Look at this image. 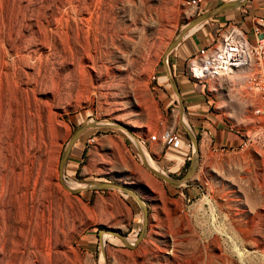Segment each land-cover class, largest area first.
Here are the masks:
<instances>
[{
  "label": "rangeland",
  "instance_id": "1",
  "mask_svg": "<svg viewBox=\"0 0 264 264\" xmlns=\"http://www.w3.org/2000/svg\"><path fill=\"white\" fill-rule=\"evenodd\" d=\"M188 2L0 0V264H104L102 252L105 264H264V114L242 81L209 80L212 90L202 92L213 122L193 131L199 157L186 184L172 187L147 169L170 175L149 153L152 136L193 129L166 107L177 97L163 63L197 16ZM168 64L173 73L170 56ZM100 121L124 126L140 151L121 129H87L62 183L70 137ZM209 128L238 142L216 145ZM190 146L176 179L189 167ZM98 182L146 202V233L135 247L99 238L100 231L120 232L130 244L138 238L142 213L131 197L65 188Z\"/></svg>",
  "mask_w": 264,
  "mask_h": 264
},
{
  "label": "crops",
  "instance_id": "2",
  "mask_svg": "<svg viewBox=\"0 0 264 264\" xmlns=\"http://www.w3.org/2000/svg\"><path fill=\"white\" fill-rule=\"evenodd\" d=\"M231 2H240L242 4L237 7L213 13L208 20L189 31L169 55L173 67L174 82L177 92L172 86L171 89L175 93L177 99L166 101V107L170 108L174 118L185 115L193 122V129L188 126L191 131L186 134L182 132L180 136L183 146L179 150L168 149L159 141H147V143L149 153L173 178H175L177 172L182 170L186 161L189 160V150L187 146L192 144L190 133L193 134V131L198 133L199 130H203L207 127L205 124L213 122L212 114L208 110V103L206 99L203 98L202 93L204 90H212V84L208 81L206 83H199L187 76L184 68L186 60L201 49L218 46L220 39L226 32L227 25L232 23L242 28L251 44H255L257 40L254 34V28L256 22H258L260 18H264L263 0H247L246 3H244L243 0H202L199 9L195 12L197 16H199L207 12H213L222 5ZM213 31L216 32V35L212 34ZM197 91L198 93H196ZM175 103L178 106H176ZM180 103L183 105V112H181ZM183 120L184 118L181 119L182 123ZM208 133L209 135L215 136L216 145L231 147L238 142L234 140L230 134L221 129H216L215 131L214 128H209ZM160 134L159 132V135Z\"/></svg>",
  "mask_w": 264,
  "mask_h": 264
},
{
  "label": "built area",
  "instance_id": "3",
  "mask_svg": "<svg viewBox=\"0 0 264 264\" xmlns=\"http://www.w3.org/2000/svg\"><path fill=\"white\" fill-rule=\"evenodd\" d=\"M201 2L189 0L188 5L197 11ZM254 34L257 40L251 44L240 26L233 23L227 25L218 46L201 49L186 60V74L199 83L229 75L242 81L250 92L260 98L262 109L256 113L264 114V18L256 22ZM150 140L159 141L171 150H179L183 146L180 134L174 131H165L158 140L155 136Z\"/></svg>",
  "mask_w": 264,
  "mask_h": 264
},
{
  "label": "water",
  "instance_id": "4",
  "mask_svg": "<svg viewBox=\"0 0 264 264\" xmlns=\"http://www.w3.org/2000/svg\"><path fill=\"white\" fill-rule=\"evenodd\" d=\"M246 1L247 0H243L244 3H246ZM241 4L242 3H240V2L227 3V4H224L221 7L217 8L213 12H207V13H204V14L197 16L196 18L190 20L184 26V28L181 30V32L179 33L177 38L170 44V46L168 47V49L165 53V56L163 58V63H164L165 69H166V73H167L169 80H170V85L172 86V88L176 92H177V89H176V84H175L174 79H173V73H172V71L169 67V64H168L169 55L174 51V49L179 45V43L181 42L183 37L189 31H191L196 26H198V25L202 24L203 22H205L206 20H208L213 13L219 12V11H224V10L232 8V7H237V6H240ZM180 109H181V112H183L182 103H180ZM103 127H116L118 129L125 131L127 134L130 135V137H132L134 142H136V146H137L138 150L140 151V149L138 147V141L136 140L135 136L133 134H131L124 126H121L119 124H112V123L107 122V121L87 122L86 124L82 125L81 127L77 128L74 131V133L70 137V139L66 145V148L62 154L60 165H59V173H60V177L62 179V183H63V179H64L65 166H66V163L68 160L70 150H71L72 146L74 145V143L87 129L103 128ZM190 136H191V141L193 144L194 151H193V154H192V157L190 160L189 167H188V169H187V171L183 177H181L179 179L173 178L171 176L164 174L163 172H159V171L153 170L151 168H148L147 165L144 163L145 166L147 167V169L153 175H155L156 177H158L159 179H161L162 181H164L165 183L169 184L172 187L179 188L182 185L186 184V182L193 176V174L195 173V171L197 169L198 157H199L197 138L192 133H190ZM65 188L72 193H79L82 191H88V190H94V189L100 190V191L113 190V191H117V192H120L122 194H125V195L131 197L136 202V204L139 206L141 213H142V231H141L140 235L138 236V238L133 243L130 244L125 236H123L120 232H116V231H100L99 232V238H100V241L103 239L104 235L118 238L128 248L135 247L143 239V237L146 233V228H147V223H148V208H147L146 202L140 197V195L135 193L133 190L126 188L124 186L118 185V184L106 183V182H98V183L89 184L88 186L80 188V189L71 190L67 186H65ZM102 255L104 257V264H105L106 258H105L104 252H102Z\"/></svg>",
  "mask_w": 264,
  "mask_h": 264
},
{
  "label": "bare ground",
  "instance_id": "5",
  "mask_svg": "<svg viewBox=\"0 0 264 264\" xmlns=\"http://www.w3.org/2000/svg\"><path fill=\"white\" fill-rule=\"evenodd\" d=\"M95 21V20H94ZM100 26V25H99ZM98 28V27H97ZM99 32V31H98ZM139 145H140V148H141V150H142V153H143V155H144V158L145 159H147L148 157H149V155H148V153L146 152V150L144 149V147L139 143ZM155 166V165H154ZM157 171H159V172H161V170L157 167ZM2 195V194H1ZM4 198V197H3ZM7 198V197H6ZM11 198V197H10ZM19 199V198H18ZM32 199V198H31ZM1 200V199H0ZM7 201V200H6ZM10 201V200H9ZM21 201V200H20ZM32 201V200H31ZM16 202V201H15ZM29 202H30V200H29ZM1 203V202H0ZM3 203V202H2ZM25 203V202H24ZM52 203V202H51ZM2 205V204H1ZM26 205V204H25ZM38 205V204H37ZM7 206V205H6ZM28 206V205H27ZM29 207H31V205L29 206ZM6 208V207H5ZM22 208H23V206H22ZM35 208V207H34ZM36 208H37V206H36ZM22 210V209H21ZM33 210V209H32ZM35 210V209H34ZM39 210V209H38ZM1 211V210H0ZM8 211V210H7ZM36 211V210H35ZM40 212H42V211H40ZM23 213V212H22ZM30 213V212H29ZM1 214H3V212L1 213ZM10 214V213H9ZM35 214H36V212H35ZM35 214H33V215H35ZM43 214V213H42ZM37 216H38V214H37ZM31 217V216H30ZM30 217H28V218H30ZM6 218V217H5ZM5 218H4V220H5ZM35 218V217H34ZM38 218V217H37ZM48 218V217H47ZM42 219V218H41ZM44 219V218H43ZM49 219H50V217H49ZM7 220V219H6ZM10 220V219H9ZM40 220V219H39ZM54 220H56V219H54ZM36 221V220H35ZM42 223V222H41ZM46 223H47V221H46ZM4 224V223H3ZM2 224V225H3ZM52 224V223H51ZM47 225V224H46ZM55 225V224H54ZM49 227V226H48ZM10 228V227H9ZM46 228H47V226H46ZM45 228V229H46ZM53 228V227H52ZM55 228V227H54ZM58 228V227H57ZM2 230H4L3 229V227H2ZM105 237H107V235H105ZM1 238V237H0Z\"/></svg>",
  "mask_w": 264,
  "mask_h": 264
},
{
  "label": "trees",
  "instance_id": "6",
  "mask_svg": "<svg viewBox=\"0 0 264 264\" xmlns=\"http://www.w3.org/2000/svg\"><path fill=\"white\" fill-rule=\"evenodd\" d=\"M187 164V163H186Z\"/></svg>",
  "mask_w": 264,
  "mask_h": 264
}]
</instances>
